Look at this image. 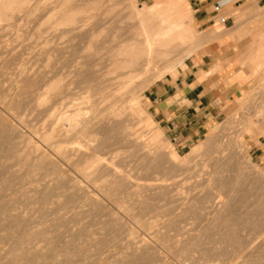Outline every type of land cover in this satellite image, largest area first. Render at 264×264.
Segmentation results:
<instances>
[{
    "label": "rangeland",
    "instance_id": "rangeland-1",
    "mask_svg": "<svg viewBox=\"0 0 264 264\" xmlns=\"http://www.w3.org/2000/svg\"><path fill=\"white\" fill-rule=\"evenodd\" d=\"M76 1L74 3L78 4ZM137 1L139 7L144 4L151 6L155 2ZM174 1L176 6L187 11L185 21L195 35L187 44L198 47L197 53L211 40L196 26L190 0H160L158 3L165 8ZM243 2L235 0L223 7L221 15L230 17L226 24L219 20L220 16L216 18L226 31L220 35L230 38L232 42V47L228 49L229 58L236 61L228 66V70L231 71L234 66V71H238L230 74L229 82L238 81L241 87L229 101L223 118L211 126L204 136L182 145L154 120L146 96L153 83L138 95L133 91L122 94L121 98L127 99L129 104L128 110L135 113L138 126L144 129V137L159 144L162 151L167 150L163 152L167 162L164 171H155L152 166V169L147 168L144 172L141 170L143 173L139 175L144 179L147 177L146 182H161L164 184L163 191L140 190V197L132 192L133 188H129L130 184L139 180L130 176L124 165L118 166L123 181L116 183L102 172L86 168V163L82 161L88 155L83 158L69 151V141L81 138L80 134L69 138V120L64 119L65 115L69 116V86L73 90V108L84 112L78 118L92 112L82 103L84 89L81 85L72 84L73 76L69 77V56L74 54L75 49L83 48L87 38L76 31L73 35L69 34L68 16L63 11L65 3L62 0H24V5L27 3L23 7L24 12L21 9L14 17L0 21V264H264V8H255V0H249L247 4ZM40 3L45 5L41 6ZM258 4L264 6V1H258ZM33 6L37 12L41 9L39 13L34 11ZM236 11L240 13L239 16ZM170 12L175 15V9ZM60 14L62 20L56 18ZM233 27L235 32H239L234 38L230 35ZM24 69L26 72L22 74ZM26 73L29 76L24 77ZM34 81L40 82L33 90L27 82ZM50 81L62 83L58 89H53L56 93L52 90L53 93L50 91L45 95V87H49ZM44 97L46 107L33 109V102ZM56 129L62 132L66 130L67 135H59ZM209 138L213 139L212 143L204 144ZM226 143L230 149L236 150L231 149L235 152L234 160L237 159L233 161L239 164L243 176L235 168L223 170V162L218 161L217 164L215 159H210L208 150ZM99 159L105 160L102 157ZM115 160L119 165V160ZM151 160L143 164L148 166ZM248 160L251 168H247ZM149 175L155 178L151 179ZM223 182L231 186L232 193L237 196L232 202L234 205L219 211L210 203ZM207 186L214 190L209 188V192ZM129 192L132 195L129 196ZM137 202L141 205H137ZM159 207L165 210L172 208V211L161 217ZM169 217L173 218L171 224L167 223ZM229 235L234 237L227 239ZM142 242L147 246L142 247Z\"/></svg>",
    "mask_w": 264,
    "mask_h": 264
},
{
    "label": "bare ground",
    "instance_id": "bare-ground-1",
    "mask_svg": "<svg viewBox=\"0 0 264 264\" xmlns=\"http://www.w3.org/2000/svg\"><path fill=\"white\" fill-rule=\"evenodd\" d=\"M23 1L22 0H0V21L3 19H6V18L9 19L10 16L14 17V15L18 11H20L21 9L24 12L25 10H23V7L27 3L24 5L25 2L23 3ZM62 1H63V3H65L64 0H62ZM158 1H160V0H155L154 4L151 6L144 4V5H142V7H139L137 0H78V4L74 3V2H77L76 0L74 2L72 0H66V3L64 4V5H66L64 7L65 10H63L64 12H66L68 14L67 15L65 13V16L66 17L68 16L66 21L69 22V34L73 35L74 31H76L77 33H80V35L87 38L86 45L83 48L75 49L74 54L72 56H69V77L71 75L73 76L72 84L75 83V84L81 85V88L84 89L85 95L83 96V102L82 103L85 104L87 106V108H89L90 111L92 112L88 116L83 117L85 114H87L89 112H87L83 116H81L82 117V118L80 117L81 119L78 118V116H80V114H83L84 112L81 113L82 110L80 111V109L79 110L75 109L76 107L73 108L75 106V104H72V101H71V96L73 94V92H72L73 90H72V87L69 86V116L65 115L64 119L69 120V134H68L69 138L73 137L75 134H80V137H81L79 139L69 141V151H70V153H72L76 156H82L83 158H84V156L88 155V157L84 158L83 161L81 160L82 162L86 163V168L91 167L92 169H96L97 171L102 172L107 177L108 176L111 177V181L116 182V183L123 181L124 177H123L122 173H120L118 166L124 165L123 167L127 168L126 169L127 173L130 176L134 177L135 179L139 180V181L136 180L137 183L133 182L129 186V188H133V190H132L133 193H135V194L138 193L137 194L138 196L141 195L140 190H152V192H153V190H156V191L160 190V189L162 190V188L164 187V184H162L161 182L160 183H155V182L153 183V181L146 182L147 177L145 178L146 179L145 180L143 176L139 177V175H140V172H142L143 170H145L147 168L152 169V166H153V170L155 169V171H159V172L164 171V169L166 167L165 163H167V162H165V157H164L163 152H165L166 149L165 150L163 149V151H162L161 146L159 144H157L153 140H148L144 137V135H146V133L144 134V132H143L144 129L142 130V128H140V125L138 126L137 120L134 117L135 113H133V111L128 110L129 104L127 105V99L123 100L121 98V96H123L122 94L126 91H133L134 94L138 95L139 92H141L143 89L150 86L152 83H154L161 76L165 75L168 72H176L177 67L182 65L183 62L185 61V59L187 57L191 56L193 53H195L197 51L196 48H198V47L193 45L194 44L193 42H192L193 47L188 46V44H187L195 36L193 34V31L191 30L192 28H190L189 25H187L186 21H185L187 18V11H185L184 9H181L182 7H179L178 5L176 6L175 1H174L175 3L173 2L169 7H165V8L160 6L161 3L159 4ZM171 1H173V0H171ZM180 1L181 0H179V2ZM227 1H235V0H224V1H222V4H224ZM179 2H178V4H179ZM182 3L186 7L185 2H182ZM42 4L40 3L41 6H42ZM44 5H45V3L43 4V6ZM224 6L225 5H223V7ZM61 7H63V5ZM26 8H28V7H26ZM32 8H34V6ZM45 8H47V7L45 6ZM174 9H175V15L172 14V12H170L171 10H174ZM186 9H188V8H186ZM34 11L37 12L36 9ZM34 11H33V13H35ZM39 11L37 13H39ZM60 12H61V10H60ZM59 13H57V14H59ZM31 14H32V9H31ZM61 14L59 15L60 17L58 15H56L58 17H56V16L55 17L60 18V20H62ZM32 15H34V14H32ZM35 15H36V13H35ZM27 16H29V15H27ZM37 16H38V14H37ZM32 17H34V16H32ZM65 18H64V20H65ZM38 19H39V17H38ZM49 20L51 22V19H49ZM52 20H53V17H52ZM262 20H263V18H262ZM47 22H48V20H47ZM68 22H66V23H68ZM61 23H63V22L61 21ZM50 24H52V22ZM50 27L52 28V26H50ZM41 31L42 30H40V32ZM40 32L38 34H40ZM237 33H239V32L236 31L235 33H233V36L235 37ZM78 37H80V36H78ZM25 70L26 69H24V71L21 73L25 74V72H26ZM29 70H32V69H29ZM33 72H35V70ZM27 73H26V76H24V77H27V75L29 76V74H27ZM22 74H20V76ZM30 75H31V73H30ZM32 76H33V74L31 75V77ZM21 77H23V76H21ZM23 78H21V79H23ZM28 78H30V77H28ZM37 78L35 77V79H37ZM38 79L41 80V78H38ZM35 81L34 82H27L32 87V89L33 88L36 89L38 87V83L40 82V81H38V83H36ZM60 83H62V82L59 81V84ZM59 84L51 82L50 84H48L49 87H45L42 84L46 88V90L43 89L46 93L45 95L49 94L50 91H52L53 89H56V88L58 89ZM25 88L27 90V87H25ZM25 88H23V89H25ZM130 88H131V90H130ZM28 90H29V87H28ZM44 91H42V92H44ZM53 91L55 92V90H53ZM53 91H52V93H53ZM78 91H79V89H78ZM58 93H60V92H58ZM22 94H25V93H22ZM20 96H21V94H20ZM46 98H47V96H46ZM133 98L131 97V99H133ZM17 101H19V100H17ZM46 105L47 104H46L45 97H44V98L36 100L35 103L33 102V107H34L33 109L42 110V109H44V107H46ZM130 108H132V107H130ZM60 131L61 130L56 129V132H58L59 135H60V133H61V136H63V134L67 135V133H65L66 130H65V132L63 131L64 133L62 131L61 132ZM213 136H214V134H212L211 137L213 138ZM212 140H211V138H209L208 140H206V142L204 144L209 145ZM231 140H232V138H231ZM163 142L160 141L158 143H163ZM214 142H215V139H214ZM223 143H225V142H223ZM229 143H230V141H229ZM228 145L229 144L226 143L225 145L217 146V148L214 147V149H211V148L209 150L207 149L209 151V153L211 154L210 159L211 158L215 159V161H217V164H218V161H220L221 164L223 162V165L225 166L223 168V170L225 168H235L237 170V173L239 175L243 176V171L239 167V164L234 162L235 160L237 161V159L234 160V158H233V155L235 152H233L232 150L234 148L233 149L231 148L232 149L231 150L230 146H228ZM231 145H232V142H231ZM166 156H168V155H166ZM70 157H72V156H70ZM73 157H75V156H73ZM99 157H102L103 159H105L104 160L105 162L102 161L101 159H99ZM150 158H152L150 165L148 164V166H146V163L143 164L145 161L148 162V160H150ZM242 158H243V156H242ZM115 159H117V161L119 160L118 161L119 165L117 163H115L116 162ZM208 160H209V158H208ZM240 161H241V158H240ZM240 161H239V163H241ZM209 163H211V162L209 161ZM242 163H244V162L242 161ZM82 164H84V163H82ZM214 164L216 165V163H214ZM246 164H247V168L248 167L251 168V163L249 162V160L246 162ZM77 165H79V164H77ZM208 165H210V164H208ZM215 165H214V167H215ZM91 168H89V169H91ZM221 169H219V170H221ZM214 171H218V170H214ZM220 172H222V170ZM93 173H90V174L93 175ZM152 173H153V171L151 172V174ZM223 173H221V174H223ZM123 174H124V172H123ZM225 174H227V173L225 172ZM150 175L148 177L153 179L154 176L152 175V177H151ZM229 175H231V174H229ZM106 176H105V179H106ZM130 176L128 178H131ZM246 177H247V175H246ZM239 178L237 179V181H239ZM242 178H244V177H242ZM95 179H97V178H95ZM102 179H103V177H102ZM163 179H165V176ZM228 179L231 180V178H228ZM255 179L257 180V178H255ZM211 180L212 179H210V181H209L210 183H212ZM103 181H104V179H103ZM244 181H245V179H244ZM100 182H101V178H100ZM124 182H127V181H124ZM244 184H245V182H244ZM231 185H232V183H231ZM105 186H107V185H105ZM239 187H240V185H239ZM209 188L211 189V187H208V189ZM234 188H235V186H234ZM210 189H209V192H210ZM217 189H218V192H216V194L213 195V197H211L209 195L210 193L208 194V196L211 197L212 203H210V204H213V206L219 211L224 209V208L225 209L230 208V206H231V204H233L232 202L235 200L237 194L235 196V193H232V191H233L232 187L227 185L224 182L220 183ZM213 190L214 189H211V191H213ZM257 191L258 190H256V192ZM132 192L131 193L129 192V196L132 195ZM203 192H205V191H203ZM236 192H237V190H236ZM239 192H241V190ZM262 192H264V190ZM178 194H180V193H178ZM204 194H206V193H204ZM108 195H110V194H108ZM238 195L240 196V193H238ZM143 196H144V194H143ZM143 196H141V198ZM247 196H248V194H247ZM139 197H138V199H139ZM179 197H181V195ZM187 197H189V196H187ZM223 197L226 199H223ZM188 199H191V198H188ZM194 199H196V198H194ZM206 199H204V200H206ZM241 199H240V201H241ZM246 199H247V197H246ZM256 199H257V197H256ZM181 200H182V198H181ZM186 200H184V202ZM147 201H150V200H147ZM176 201L177 200H175V202ZM206 201H208V200H206ZM177 202L180 203L181 201L179 200ZM237 202H239V201H237ZM179 203H178V205H179ZM244 203H246V202H244ZM137 205H141V203L138 204V202H137ZM144 205H146V204L144 203ZM186 205H187V203H186ZM235 205H237V204H235ZM147 206H148V203H147ZM142 207H143V205H142ZM149 207H150V205H149ZM159 208H160V212H158V213L161 217H165L166 215L170 214L172 211V208H168L167 210H165L163 207H159ZM186 208H188V207H186ZM225 209H224V211H225ZM253 209H251V210H253ZM179 210H180V208H179ZM179 210L177 209V211H179ZM188 210H189V208H188ZM211 210H213V208ZM183 211H181V212H183ZM196 211L198 212V209ZM144 214H143V216H144ZM217 214H218V212H217ZM187 215H188V213H187ZM138 217H139V215H138ZM172 217H174V216L172 215ZM187 219H188V217H187ZM172 221H173V218L169 217L167 223L171 224ZM174 221H176V219H174ZM183 221H184V219H183ZM185 221H186V219H185ZM179 222H177V223H179ZM180 224H181V222H180ZM181 225H179V227H181ZM173 226H175V225H173ZM151 227H153V226H151ZM185 228H186V226H185ZM262 228H263L262 230L264 231V227H262ZM231 229H233V228H231ZM197 230H198V227H197ZM181 231H183V230H181ZM212 232H214V231H212ZM235 232H236V230H235ZM179 236L180 235H178V237ZM228 237L230 239V237H234V236L229 235V236H227V239H228ZM234 239H236V238H234ZM255 239H257V238H255ZM134 241H136V240H134ZM187 241H189V240H187ZM148 242L150 243V241H148ZM184 244H185V242H184ZM127 246H129V245H127ZM130 246H132V245H130ZM146 246H147L146 243L142 242V247H146ZM180 246H182V245L180 244ZM220 246L221 245H219V247ZM235 246H236V244H235ZM238 246H240V245H238ZM238 246L236 248H238ZM244 248H245V244H244ZM127 258H128V256H127Z\"/></svg>",
    "mask_w": 264,
    "mask_h": 264
},
{
    "label": "crops",
    "instance_id": "crops-1",
    "mask_svg": "<svg viewBox=\"0 0 264 264\" xmlns=\"http://www.w3.org/2000/svg\"><path fill=\"white\" fill-rule=\"evenodd\" d=\"M217 1H189L196 26L211 41L187 57L185 64L183 62L178 66L176 72L155 81L146 95L154 120L182 145L197 141L219 122L225 115L229 101L241 87L238 81L229 82L230 74L238 71H234V66L231 71L228 70L230 63L236 61L229 58L228 49L232 47L230 38L220 35L226 31L216 19L222 14V11L215 12ZM258 1L262 3L264 0ZM258 1L255 0L253 6L264 8ZM233 2L227 1L222 5ZM248 2L244 0L243 4ZM236 13L239 16L240 13ZM234 28L230 31L232 38Z\"/></svg>",
    "mask_w": 264,
    "mask_h": 264
},
{
    "label": "built area",
    "instance_id": "built-area-1",
    "mask_svg": "<svg viewBox=\"0 0 264 264\" xmlns=\"http://www.w3.org/2000/svg\"><path fill=\"white\" fill-rule=\"evenodd\" d=\"M215 12L219 13L222 11L223 9V5L220 3V0L216 2L215 6H214ZM220 21L223 23H226L228 21V16L225 15H220Z\"/></svg>",
    "mask_w": 264,
    "mask_h": 264
}]
</instances>
